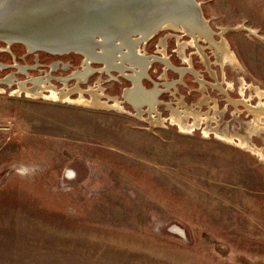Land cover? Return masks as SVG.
<instances>
[{
	"label": "rangeland",
	"instance_id": "374dc122",
	"mask_svg": "<svg viewBox=\"0 0 264 264\" xmlns=\"http://www.w3.org/2000/svg\"><path fill=\"white\" fill-rule=\"evenodd\" d=\"M195 1V39L0 40V264H264V0Z\"/></svg>",
	"mask_w": 264,
	"mask_h": 264
},
{
	"label": "water",
	"instance_id": "95a60500",
	"mask_svg": "<svg viewBox=\"0 0 264 264\" xmlns=\"http://www.w3.org/2000/svg\"><path fill=\"white\" fill-rule=\"evenodd\" d=\"M63 10L65 11L62 12ZM163 11L174 14L173 19H201L208 25L195 0H0V40L18 37V42L34 40V44H37L36 39L48 37L49 34L52 36L56 32L67 36L64 39L77 31H80L78 35L91 32L92 35L81 43L88 40L87 48L90 46L96 50L100 48V37L107 36L114 43L117 32L126 31L127 34V29L130 28L136 32H145L146 40L153 38L161 29L150 33L148 30L157 21L160 22L161 18L164 22L169 17ZM132 19L139 21L131 24L129 22ZM20 27L24 33L10 32ZM24 29L30 30L32 35L27 34ZM132 36L133 34L129 38ZM39 40V43H51L45 39ZM40 48L36 49L42 50ZM74 51L76 50L64 52Z\"/></svg>",
	"mask_w": 264,
	"mask_h": 264
},
{
	"label": "bare ground",
	"instance_id": "6f19581e",
	"mask_svg": "<svg viewBox=\"0 0 264 264\" xmlns=\"http://www.w3.org/2000/svg\"><path fill=\"white\" fill-rule=\"evenodd\" d=\"M176 1H180V0H176ZM181 1H183V0H181ZM65 10H63L62 12H64ZM164 13H166L169 17L168 18H166L165 19V21L163 22V18H161V21L159 22V21H157V23L155 24V25H153L148 31H149V33L151 32V31H157L159 28H163V27H165L166 25L167 26H169V27H173V28H177L176 26H178V25H181V27L183 28V30H184V32H186V33H188L192 38H194L195 39V37L197 38V36H199V37H201L202 36V33L204 34V25L206 24V22L205 21H203V20H199V19H197V21H194V20H191L190 21V19L188 20L186 17H183V18H180V20H178V19H173V17H175L174 16V14H170V12H166V11H163ZM186 13V12H185ZM188 15V14H187ZM169 20V21H168ZM137 21H139V19H137ZM136 19H132L129 23H131V24H136ZM18 26V25H17ZM42 27H44V26H41V28ZM168 28V27H167ZM131 30H133L132 28H130ZM130 29H127V34H126V31L124 32V31H120L119 33L117 32V34L118 35H120V36H117L116 38H120L121 36L122 37H124L125 35H128L129 34V31H131ZM154 29V30H153ZM178 29V28H177ZM25 30V32L27 33V34H29V35H32V34H30V30H27V29H24ZM135 31V30H134ZM10 32H13V33H24L22 30H21V27L19 28V29H16V28H14L13 30H11ZM79 32L80 31H77V32H75L74 34H72L71 33V37H68L67 39H64V38H66L67 36H65V35H62L61 34V32H56V33H54V34H56V36L54 35V34H52L53 36H52V38H51V34H49V32H47L48 34H49V36L48 37H50V38H48V37H44V38H38V39H36L37 41H36V43L37 44H34V40H27V41H23V42H21V43H24V44H26V45H28V47H30V49L31 50H37L36 48H38V47H41L40 49H42V50H45V51H47V52H50V53H55L56 51H61V53L62 52H64V51H68V50H76V52H79V53H82L83 55H86V56H88L89 55V52H88V50H87V48L86 49H84L85 47H83V45L85 46V45H88L87 43H88V40L87 41H85V43H81L82 42V40H85V39H88L89 38V36L90 35H92L91 34V32H86V33H83V34H81V35H78L79 34ZM139 33L140 32H142V34L144 33L142 30H140V31H138ZM138 32H135V33H138ZM211 33V32H210ZM209 33V34H210ZM101 34V33H100ZM141 34V33H140ZM146 35V33H144V35H142L143 36V38L144 39H146L147 37L145 36ZM197 35V36H196ZM205 35L207 36V33H205ZM212 35H213V33H212ZM141 36V37H142ZM148 36V35H147ZM141 37H139V38H141ZM198 37V38H199ZM202 37H204V36H202ZM208 37V36H207ZM101 38H104V42L106 43V45L107 44H109V43H112L111 41H112V39H110V38H108L107 36L106 37H101ZM115 38V39H116ZM25 39H28V38H25ZM39 39H45V40H48V41H50L51 43H53V44H56V45H53V44H51V43H39ZM204 39V38H203ZM6 40V44L7 45H10L12 42H18V41H20L19 40V38L18 37H14L13 39H5ZM22 40V39H21ZM75 40H78L77 42L75 41ZM117 40H120V39H117ZM124 40V39H123ZM132 40V39H131ZM102 40H100V42H101ZM192 41H193V39H192ZM211 41V40H210ZM103 42V43H104ZM132 42V41H131ZM222 42V41H221ZM225 42V41H224ZM104 43V44H105ZM210 43H212V42H209V44ZM220 43V42H219ZM67 44V45H66ZM121 44V43H120ZM122 44H123V42H122ZM195 44V43H194ZM32 45H37L38 47H33ZM101 45H102V43H101ZM221 45V44H220ZM227 45V44H226ZM124 46V45H123ZM211 46H215L214 44L212 45L211 44ZM223 46V45H222ZM125 47H126V45H125ZM124 47V48H125ZM132 47V46H131ZM210 47V46H209ZM215 47H217V45L215 46ZM101 48H103V47H101ZM111 48V47H110ZM118 48V47H117ZM119 48H120V46H119ZM229 48V47H228ZM227 48V49H228ZM112 49V48H111ZM132 49H133V47H132ZM131 49V50H132ZM135 49V48H134ZM108 50V49H107ZM114 50V49H113ZM103 51V50H102ZM101 50H100V54H101V52H102ZM112 51V50H111ZM111 51H110V53H111ZM119 51V50H118ZM117 51V52H118ZM221 51L223 52V49H222V47H221ZM116 52V53H117ZM128 52V51H127ZM130 52V51H129ZM133 52V51H132ZM99 53V52H98ZM109 53V55L111 56L112 54H110ZM119 53V52H118ZM125 53V52H124ZM133 53H135V52H133ZM115 54V53H114ZM141 54V53H140ZM225 54H227V53H225ZM224 54V55H225ZM96 55V54H95ZM105 55V54H104ZM127 55V54H126ZM142 55V54H141ZM140 55V56H141ZM216 55V54H215ZM218 55V54H217ZM219 55H221V54H219ZM92 56H94V55H92ZM103 56V55H102ZM107 56V55H106ZM116 56V55H115ZM129 56H130V54H129ZM143 56V55H142ZM149 56V55H148ZM223 56V55H222ZM227 56V55H226ZM231 56V55H230ZM85 57V56H84ZM112 57V56H111ZM120 57V56H119ZM132 57V56H131ZM234 57V56H233ZM109 58V57H108ZM108 58H106V59H108ZM116 58H117V56H116ZM125 58V57H124ZM142 58V57H141ZM146 58V57H145ZM149 57H147V59H148ZM223 58V57H222ZM127 59V58H126ZM129 59V58H128ZM132 59H134V58H132ZM157 59V58H156ZM155 59V60H156ZM161 59V58H160ZM224 59V58H223ZM97 60V59H96ZM104 60V59H103ZM117 60V59H116ZM120 60V59H119ZM154 60V59H153ZM162 60V59H161ZM164 60V59H163ZM221 59L219 58V61H220ZM84 61V60H83ZM105 61V60H104ZM108 61V60H107ZM139 61V60H138ZM137 61V62H138ZM146 61V60H145ZM88 62V61H87ZM109 62V61H108ZM120 62V61H119ZM134 63V64H139V63ZM140 62H141V60H140ZM221 62V61H220ZM229 62V61H228ZM131 63V62H130ZM219 63V62H218ZM55 64V63H54ZM132 65H133V63H131ZM144 64H145V62H144ZM150 64V63H149ZM223 64V63H222ZM232 64V63H231ZM171 65V64H170ZM53 66V65H52ZM57 66V65H56ZM106 66V65H105ZM108 66V65H107ZM150 66V65H149ZM135 67V66H134ZM138 67H139V65H138ZM137 67V68H138ZM146 67V66H145ZM170 67V66H169ZM168 67V68H169ZM53 68H55V67H53ZM85 68V67H84ZM87 68V67H86ZM147 68V67H146ZM146 68H144V69H146ZM120 69V68H119ZM133 70V69H132ZM147 70V69H146ZM183 70V69H182ZM88 71V70H87ZM135 71V70H134ZM180 71V70H179ZM188 71V70H187ZM85 73V72H84ZM90 73V72H89ZM137 73H140L139 71L137 72ZM142 74V73H141ZM182 74H183V72H182ZM78 75V74H77ZM135 75H137V74H135ZM140 75V74H139ZM138 76V75H137ZM72 77H74L73 75H72ZM83 77V76H82ZM86 77V76H85ZM135 77V76H134ZM9 78V77H8ZM83 79V78H82ZM87 79V78H86ZM86 79H84V80H86ZM11 79H9V81H10ZM40 80V79H39ZM139 81V80H138ZM7 82V81H6ZM132 82H134V81H132ZM1 83V82H0ZM10 83V82H9ZM35 82H33V88L32 89H26L25 87H23V86H19V90H18V92L16 93V94H20L21 92H24L26 95H27V97H30V96H34V97H40V96H44L43 95V93H44V91L46 92V89H50L49 87H45V88H42V87H40V88H38V86H37V84H34ZM38 83V82H37ZM66 83V82H65ZM140 83V82H139ZM7 84V83H6ZM21 84V83H20ZM136 84V83H135ZM18 85V84H17ZM134 85V84H133ZM141 87V86H140ZM137 88V86L135 87V89ZM142 89H144V88H142ZM137 90V89H136ZM139 90V89H138ZM154 90V89H153ZM51 91V90H50ZM51 92H53V91H51ZM50 92V93H51ZM145 92V91H144ZM56 93V92H55ZM55 93L53 94V97L52 98H54V99H56V100H61V101H65V100H68L67 99V97L66 96H62V95H58V94H56L55 95ZM129 93V92H128ZM149 93V92H148ZM131 94V93H130ZM134 94V93H133ZM155 94V93H154ZM52 96V95H51ZM130 96H133V95H130ZM137 96V95H136ZM136 96H135V98H136ZM156 96V95H155ZM129 97V96H128ZM148 97V96H147ZM151 97V96H150ZM130 98V97H129ZM128 98V99H129ZM138 98V97H137ZM149 98V97H148ZM152 98V97H151ZM83 99V98H82ZM146 99V98H145ZM150 99V98H149ZM133 100V99H132ZM97 102V101H96ZM93 103V102H92ZM130 103V102H129ZM137 103H139V102H137ZM136 103V104H137ZM149 103V102H148ZM156 103V102H155ZM154 103V104H155ZM232 103V102H231ZM235 103H236V101H235ZM238 103V102H237ZM95 104V103H94ZM97 104V103H96ZM152 104V103H151ZM157 104V103H156ZM234 104V103H233ZM90 105V104H89ZM138 105V104H137ZM235 105V104H234ZM91 106V105H90ZM117 106V105H116ZM140 106H141V104H140ZM143 106V105H142ZM155 106V105H154ZM263 106V105H262ZM237 107V106H236ZM245 108H247L246 106H244ZM150 108V107H149ZM253 109V108H252ZM251 109V110H252ZM260 109V108H259ZM248 111H250L249 109H247ZM251 113V112H250ZM256 113V112H255ZM260 114V113H259ZM262 114V113H261ZM176 115V114H175ZM259 116V115H258ZM258 116H255L256 118L258 117ZM255 120V119H254ZM248 147V146H247ZM249 149V148H248ZM255 152V151H254Z\"/></svg>",
	"mask_w": 264,
	"mask_h": 264
},
{
	"label": "crops",
	"instance_id": "0c3cea01",
	"mask_svg": "<svg viewBox=\"0 0 264 264\" xmlns=\"http://www.w3.org/2000/svg\"><path fill=\"white\" fill-rule=\"evenodd\" d=\"M197 2V1H196ZM200 4V3H199ZM202 96H203V94H201ZM262 214L264 215V209H263V211H262Z\"/></svg>",
	"mask_w": 264,
	"mask_h": 264
}]
</instances>
